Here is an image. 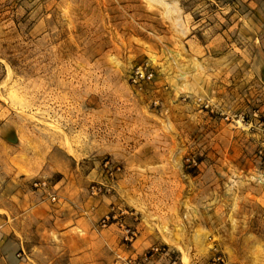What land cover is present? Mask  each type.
<instances>
[{"label":"rangeland","instance_id":"1","mask_svg":"<svg viewBox=\"0 0 264 264\" xmlns=\"http://www.w3.org/2000/svg\"><path fill=\"white\" fill-rule=\"evenodd\" d=\"M215 249L264 264V0H0V264Z\"/></svg>","mask_w":264,"mask_h":264},{"label":"built area","instance_id":"2","mask_svg":"<svg viewBox=\"0 0 264 264\" xmlns=\"http://www.w3.org/2000/svg\"><path fill=\"white\" fill-rule=\"evenodd\" d=\"M144 77V76H143ZM206 109L210 108V104H204ZM117 171H120V169H117ZM102 188H96L93 187L92 188V192L93 194H97L98 192H101ZM53 201H56V198H53ZM104 226H106V221L103 222ZM134 237V233L131 232V230H127L126 231V241H132ZM160 249L156 248L152 250V254L151 256H154L158 253H160ZM117 259L122 262V264H135V260L131 259V258H127V257H123L121 255L117 256ZM212 264H226L225 260H224V256L220 253H218V250L215 249V254L212 257L211 260ZM173 264H176V262H174Z\"/></svg>","mask_w":264,"mask_h":264},{"label":"crops","instance_id":"3","mask_svg":"<svg viewBox=\"0 0 264 264\" xmlns=\"http://www.w3.org/2000/svg\"><path fill=\"white\" fill-rule=\"evenodd\" d=\"M9 161V160H8Z\"/></svg>","mask_w":264,"mask_h":264}]
</instances>
